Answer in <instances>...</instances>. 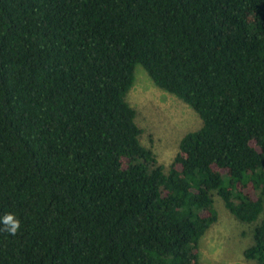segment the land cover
<instances>
[{"label": "trees", "instance_id": "1", "mask_svg": "<svg viewBox=\"0 0 264 264\" xmlns=\"http://www.w3.org/2000/svg\"><path fill=\"white\" fill-rule=\"evenodd\" d=\"M139 64L202 120L168 171ZM215 195L264 264V0H0V264H203Z\"/></svg>", "mask_w": 264, "mask_h": 264}, {"label": "rangeland", "instance_id": "2", "mask_svg": "<svg viewBox=\"0 0 264 264\" xmlns=\"http://www.w3.org/2000/svg\"><path fill=\"white\" fill-rule=\"evenodd\" d=\"M134 85L127 95L136 109V120L142 130L140 140L152 148L158 161L168 171L179 150L183 136L200 128L198 113L176 95L157 86L143 65L136 67ZM218 221L211 226L201 241L203 264H256L244 256L252 243V226L239 221L215 195Z\"/></svg>", "mask_w": 264, "mask_h": 264}]
</instances>
